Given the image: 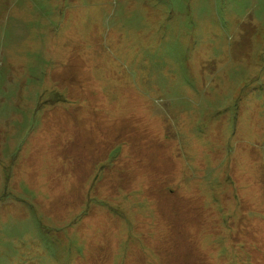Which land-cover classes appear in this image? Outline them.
Wrapping results in <instances>:
<instances>
[{"label":"rangeland","instance_id":"1","mask_svg":"<svg viewBox=\"0 0 264 264\" xmlns=\"http://www.w3.org/2000/svg\"><path fill=\"white\" fill-rule=\"evenodd\" d=\"M0 264H264V0H0Z\"/></svg>","mask_w":264,"mask_h":264},{"label":"crops","instance_id":"2","mask_svg":"<svg viewBox=\"0 0 264 264\" xmlns=\"http://www.w3.org/2000/svg\"><path fill=\"white\" fill-rule=\"evenodd\" d=\"M59 132V131H58ZM55 133V131H51L50 133H45V135H44V138H45V142H44V144L46 145V148H47V152L46 151H44V152H46V153H50L51 151H52V146L54 145H52V143H53V141H52V138H53V136L55 135L54 134ZM61 133V132H60ZM59 134V133H58ZM51 137V138H50ZM49 157H51L50 155H49Z\"/></svg>","mask_w":264,"mask_h":264},{"label":"bare ground","instance_id":"3","mask_svg":"<svg viewBox=\"0 0 264 264\" xmlns=\"http://www.w3.org/2000/svg\"><path fill=\"white\" fill-rule=\"evenodd\" d=\"M140 149H141V147H140Z\"/></svg>","mask_w":264,"mask_h":264}]
</instances>
